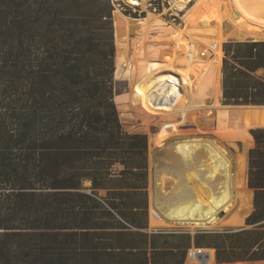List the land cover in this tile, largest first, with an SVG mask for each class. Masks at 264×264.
<instances>
[{
	"label": "trees",
	"instance_id": "obj_1",
	"mask_svg": "<svg viewBox=\"0 0 264 264\" xmlns=\"http://www.w3.org/2000/svg\"><path fill=\"white\" fill-rule=\"evenodd\" d=\"M134 26L117 49L93 44L80 55L93 70L68 76L73 85L60 86L42 63L30 71L31 102L44 117L21 115L7 129L0 116V264H264V75L255 74L264 40L218 41L216 55L184 52L178 43L186 42L156 21L146 57L147 24ZM183 133L217 135L238 153L244 209L149 248L133 232L145 227L137 188L146 172L138 169L155 138ZM78 153H105L108 174L120 168L130 191L115 203L81 189Z\"/></svg>",
	"mask_w": 264,
	"mask_h": 264
},
{
	"label": "rangeland",
	"instance_id": "obj_2",
	"mask_svg": "<svg viewBox=\"0 0 264 264\" xmlns=\"http://www.w3.org/2000/svg\"><path fill=\"white\" fill-rule=\"evenodd\" d=\"M8 8L7 24L0 29V116L4 118L7 129L16 127V119L21 115H45L37 104L31 102L36 89L33 87L31 70L42 63V69L55 72L60 86L73 85L72 80L68 81V76L73 75L76 79V75L93 70L92 62L85 59L90 54V46L98 45L101 51L107 52L115 50L126 36L136 31L137 26L134 25L138 22L145 21L147 24L143 48L146 57L151 48L147 38L149 26L156 21L164 22V35L170 37L174 34V39L186 42L184 45L178 43L184 52L207 50L216 55L219 53L218 41L230 38L264 40V0H191L182 8L176 7L170 0H147L141 4L127 0H0V15L8 13ZM96 58L99 57L92 59ZM255 74L263 76L264 69L257 68ZM37 107L40 112L33 110ZM64 119L60 127L66 128L68 118ZM41 130L45 132L46 129L42 126ZM199 134L183 133L155 138L154 145L144 154L146 166L138 170L145 171L146 175L138 180L141 187L137 191L138 202L146 203V206L137 216L145 226L140 230L146 233L140 234V230L133 232L137 238H146L147 246L151 242L158 246L164 242L170 244V240L177 238L179 232L214 229L228 223L235 213L243 212L244 206L238 196V153L222 137L210 133ZM180 135L183 136L178 137ZM190 137L214 139L230 150V179L234 189L232 205L224 217L210 224L172 223L165 219L158 207L167 202L162 195L170 193L172 196L181 186L183 179L179 178L180 175H185L190 169L175 154L171 143ZM198 151L204 157L205 150L200 147ZM106 161L105 153L91 158L86 153L76 154V172L81 175L80 187L98 198L118 203L130 189L123 186L126 181L122 179L120 168L114 170L116 176L110 177L105 168ZM162 176L166 191L159 195L155 187ZM59 261L61 257L54 258L51 264H60Z\"/></svg>",
	"mask_w": 264,
	"mask_h": 264
},
{
	"label": "bare ground",
	"instance_id": "obj_3",
	"mask_svg": "<svg viewBox=\"0 0 264 264\" xmlns=\"http://www.w3.org/2000/svg\"><path fill=\"white\" fill-rule=\"evenodd\" d=\"M127 1L141 4L147 0ZM170 1L176 7L182 8L191 0ZM171 144L175 154L190 169L185 175H180L179 178L183 179L181 186L177 187L172 196L170 193L162 195L167 202L165 205L158 206L161 213L167 221L172 223L210 224L216 222L219 219L218 212L230 210L233 201L230 150L221 142L202 137L178 139ZM200 147L205 150L204 157L198 151ZM159 178L155 188L160 195L166 190L162 182L163 176Z\"/></svg>",
	"mask_w": 264,
	"mask_h": 264
},
{
	"label": "water",
	"instance_id": "obj_4",
	"mask_svg": "<svg viewBox=\"0 0 264 264\" xmlns=\"http://www.w3.org/2000/svg\"><path fill=\"white\" fill-rule=\"evenodd\" d=\"M188 134H190V133H188ZM206 134H208V133H206ZM199 135H203V133H200ZM181 136H183V135H180L178 137H181ZM218 138H220V137H218ZM225 215H226L225 211H219L218 212V217H224Z\"/></svg>",
	"mask_w": 264,
	"mask_h": 264
}]
</instances>
